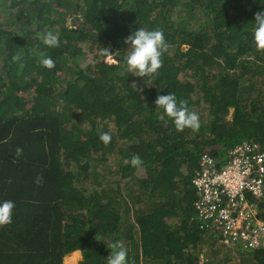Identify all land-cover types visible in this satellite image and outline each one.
Returning a JSON list of instances; mask_svg holds the SVG:
<instances>
[{
    "label": "trees",
    "instance_id": "trees-1",
    "mask_svg": "<svg viewBox=\"0 0 264 264\" xmlns=\"http://www.w3.org/2000/svg\"><path fill=\"white\" fill-rule=\"evenodd\" d=\"M260 11L264 0H0V200L15 204L0 264H65L76 250V264H107L116 241L131 264H264L263 250L228 245L198 215L193 182L203 152L219 169L236 145L264 152ZM140 27L168 45L154 77L123 64L124 38ZM47 31L58 47L42 43ZM88 47L97 59L83 65ZM168 92L198 129L160 118L154 101ZM133 156L143 163H124Z\"/></svg>",
    "mask_w": 264,
    "mask_h": 264
},
{
    "label": "built area",
    "instance_id": "built-area-1",
    "mask_svg": "<svg viewBox=\"0 0 264 264\" xmlns=\"http://www.w3.org/2000/svg\"><path fill=\"white\" fill-rule=\"evenodd\" d=\"M200 165L193 179L199 193L198 215L212 220L216 233L228 242L264 251V218L259 206L264 200V152L244 142L231 148L222 169L207 152L202 153Z\"/></svg>",
    "mask_w": 264,
    "mask_h": 264
},
{
    "label": "clouds",
    "instance_id": "clouds-1",
    "mask_svg": "<svg viewBox=\"0 0 264 264\" xmlns=\"http://www.w3.org/2000/svg\"><path fill=\"white\" fill-rule=\"evenodd\" d=\"M252 39L258 50H264V11L255 14ZM41 40L47 47L59 46L58 37L52 31L44 33ZM124 44L127 45V49L124 51L123 64L128 72L139 77H154L158 75V70L162 66L161 57L168 47L161 30H146L140 27L124 38ZM105 50L108 51L107 49ZM40 63L48 69H52L55 66L53 59L43 54H41ZM154 103L155 109L160 110L162 113L160 118L164 119L167 117L178 131H182L185 128L193 130L199 128V115L187 106L186 100H178L174 93L158 94ZM99 140L107 145L111 140V136L108 132H100ZM20 151L21 149L18 148L17 152L19 153ZM124 163L130 164L135 168L140 166L143 161L139 156H133L131 160L125 159ZM14 207L15 204L12 200H0V226L11 223ZM218 236H221V234H218ZM235 246L243 247L240 245ZM110 249L111 252L107 256V264H131L127 256V249L119 241L113 243ZM70 254H73V252Z\"/></svg>",
    "mask_w": 264,
    "mask_h": 264
},
{
    "label": "rangeland",
    "instance_id": "rangeland-1",
    "mask_svg": "<svg viewBox=\"0 0 264 264\" xmlns=\"http://www.w3.org/2000/svg\"><path fill=\"white\" fill-rule=\"evenodd\" d=\"M60 14H63L64 17L66 18V25L69 26L74 32H77L78 31V28H77V25H76V22L73 20L72 16L69 15V14H65L64 11H61ZM85 56H81L79 58V62H81L83 65H85L86 63H88L89 61H95L97 59V50H94V49H91L88 47V48H85ZM104 59L106 61H109V62H113L115 59H113L112 57L110 56H106L104 57ZM232 113H233V109H230V113L228 114V118L231 119L232 117ZM112 125V124H111ZM138 176L139 177H143L145 176V173L143 170L140 171V169L138 170ZM76 257L74 261L71 260L72 257ZM72 256L71 255H66L63 257V261L65 264H76L80 259H81V253L80 251L77 253V255H74ZM201 262L203 263V261L201 260Z\"/></svg>",
    "mask_w": 264,
    "mask_h": 264
},
{
    "label": "bare ground",
    "instance_id": "bare-ground-1",
    "mask_svg": "<svg viewBox=\"0 0 264 264\" xmlns=\"http://www.w3.org/2000/svg\"><path fill=\"white\" fill-rule=\"evenodd\" d=\"M74 255H76V254H72V256H74ZM75 258H76V257L74 256V257L71 258V260L74 261Z\"/></svg>",
    "mask_w": 264,
    "mask_h": 264
},
{
    "label": "crops",
    "instance_id": "crops-1",
    "mask_svg": "<svg viewBox=\"0 0 264 264\" xmlns=\"http://www.w3.org/2000/svg\"><path fill=\"white\" fill-rule=\"evenodd\" d=\"M78 252H79L78 250H77V251H74L73 254H76V255H77ZM70 255H71V254H70Z\"/></svg>",
    "mask_w": 264,
    "mask_h": 264
}]
</instances>
